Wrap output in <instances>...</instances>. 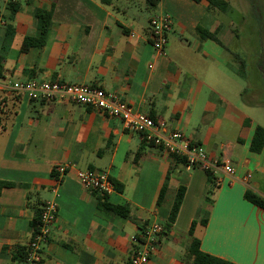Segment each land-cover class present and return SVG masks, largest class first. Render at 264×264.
<instances>
[{"label": "crops", "instance_id": "crops-1", "mask_svg": "<svg viewBox=\"0 0 264 264\" xmlns=\"http://www.w3.org/2000/svg\"><path fill=\"white\" fill-rule=\"evenodd\" d=\"M227 10L210 8L207 0H159L155 7L146 0H0V180L12 183L0 189V264H23L17 249L31 237L35 209L52 198L57 215L41 264H130L132 237L150 221L164 224L180 185L176 219L148 264H189L192 221L202 251L264 264V209L244 196L249 189L264 197V146L249 149L256 125L264 126V101L242 96L258 82L264 89V75L256 71L249 82L243 63L236 67L233 48L244 44L238 27L222 17ZM35 12L48 13L51 25L43 45L21 50L25 37L38 34ZM159 13L173 20L164 54L148 37L149 20ZM198 26L216 39L201 36ZM29 78L115 92L164 121L163 131L179 129L211 156L228 155L235 175L212 171L208 191L204 169L143 143L120 119L8 90L9 81ZM61 162L108 170L122 186L108 200L128 203L131 217L100 207L98 193L82 187L73 169L53 192V166Z\"/></svg>", "mask_w": 264, "mask_h": 264}, {"label": "built area", "instance_id": "built-area-1", "mask_svg": "<svg viewBox=\"0 0 264 264\" xmlns=\"http://www.w3.org/2000/svg\"><path fill=\"white\" fill-rule=\"evenodd\" d=\"M15 1V0H9ZM173 20L168 13L153 15L148 24V37L154 50L160 54L165 53L168 42V32L171 30ZM11 92L23 94L28 98L45 99L49 101H63L78 103L96 108L108 116L120 119L124 127L132 132L142 135L147 141L163 148L167 153L183 156L187 166H198L204 170L215 171L219 168L230 177H234L235 170L228 155L220 157L211 156L200 143L191 140L179 129L163 131L165 122L153 119L147 113L138 110L129 102L121 99L118 94L105 90L102 87L66 82L58 79H15L7 84ZM71 169L79 183L85 189L98 194H111L116 191L108 170L78 168L73 163L61 162L53 166L55 175L52 191L56 188ZM57 215L55 199L45 200L40 207V220L37 231L31 234L26 243V255L23 264H41L42 250L51 232ZM163 231V223L153 220L146 223L143 228L132 237V252L129 257L130 264H148L151 256L158 248L159 238Z\"/></svg>", "mask_w": 264, "mask_h": 264}, {"label": "trees", "instance_id": "trees-1", "mask_svg": "<svg viewBox=\"0 0 264 264\" xmlns=\"http://www.w3.org/2000/svg\"><path fill=\"white\" fill-rule=\"evenodd\" d=\"M159 0H146L147 4L149 7H155L157 5ZM195 1H200V0H195ZM209 3L210 8H217L220 10H227L229 6V2L227 0H207ZM11 4V3H10ZM35 16L38 19V34L34 37H25L21 46V50H26L30 46H41L44 43V39L46 36V33L51 25V17L48 13L45 12H35ZM198 33L203 36V37H211L215 38L213 34L208 32L207 30L201 28L200 26L197 27ZM3 61V55L0 54V73L3 68L2 65ZM150 116V115H149ZM155 119L154 117H152ZM157 120V119H155ZM143 143H148L151 145H154L153 142L147 141L144 137H142ZM264 146V126L257 124L250 144H249V149L253 152H260ZM174 159H177L183 163H186V159L183 156H179L176 154L169 153ZM207 173V182L210 185L208 188V191H211L213 185L212 180H213V174L211 170H205ZM52 175H55V171L52 170ZM116 188L118 190L122 189V186L118 183L113 181ZM11 182L8 181H2L0 180V189L3 186H8L11 185ZM167 183H163L158 198H157V203L160 204L162 202V199L164 197L165 191H166ZM184 191H185V186L180 185L175 193V196L173 198L171 207L169 209V213L167 216V220L163 224V231L162 234L166 233L171 225L174 223L176 216L178 214L180 205L183 200L184 196ZM244 196L247 200L252 202L253 204L261 207L264 209V197L259 195L256 192H253L252 190L247 189L244 193ZM98 197V205L108 211H111L113 213L120 214L124 217H131L130 214V206L126 202L122 203H114L110 202L108 200V197L106 194H97ZM40 220V208H36L34 211V217L30 221V228L32 230V234H34L37 231L38 223ZM203 223H205V219L202 220ZM196 221H192L190 228L188 230V236H189V244L186 249V261L189 264H236L234 262H231L229 260L214 256L212 254H209L207 252H204L200 249V240L193 234V229L195 226ZM17 254L14 256L17 259H20L22 262L25 258L26 255V245L25 246H19L17 249Z\"/></svg>", "mask_w": 264, "mask_h": 264}, {"label": "rangeland", "instance_id": "rangeland-1", "mask_svg": "<svg viewBox=\"0 0 264 264\" xmlns=\"http://www.w3.org/2000/svg\"><path fill=\"white\" fill-rule=\"evenodd\" d=\"M229 5L230 9L222 13V17L238 27L240 32L238 42L244 44L234 46L233 49L238 55L234 63L239 67L242 62V69L248 81L253 82L256 71L264 75V0H251V5L249 0H243V3L240 0H230ZM260 84L258 82L255 87L256 91L252 89L253 87H248L242 96L263 102L264 89Z\"/></svg>", "mask_w": 264, "mask_h": 264}]
</instances>
